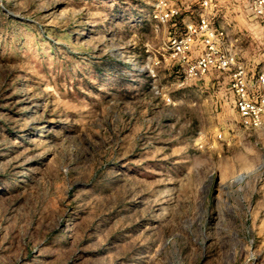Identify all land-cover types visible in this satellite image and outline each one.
<instances>
[{
	"label": "rangeland",
	"instance_id": "rangeland-1",
	"mask_svg": "<svg viewBox=\"0 0 264 264\" xmlns=\"http://www.w3.org/2000/svg\"><path fill=\"white\" fill-rule=\"evenodd\" d=\"M210 2L0 0V264H264V121L170 49L207 12L264 70L258 22Z\"/></svg>",
	"mask_w": 264,
	"mask_h": 264
},
{
	"label": "built area",
	"instance_id": "built-area-1",
	"mask_svg": "<svg viewBox=\"0 0 264 264\" xmlns=\"http://www.w3.org/2000/svg\"><path fill=\"white\" fill-rule=\"evenodd\" d=\"M247 1L258 26L264 30V0ZM202 4L204 11L212 8L210 0H202ZM174 12L176 10H171L170 14ZM185 28L181 35L170 39V49L178 59L186 62V71L189 74H204L211 68L232 70L230 88L234 91L235 103L244 123L251 126L264 121V95L258 100L250 95V88L254 86L264 92V70L259 71L255 78L247 76V67L236 60L225 29L215 27L207 12L200 13L197 22L186 23ZM197 39H200L203 48L198 58L190 62V52Z\"/></svg>",
	"mask_w": 264,
	"mask_h": 264
},
{
	"label": "bare ground",
	"instance_id": "bare-ground-1",
	"mask_svg": "<svg viewBox=\"0 0 264 264\" xmlns=\"http://www.w3.org/2000/svg\"><path fill=\"white\" fill-rule=\"evenodd\" d=\"M17 91L19 92V89H16V92ZM260 163H262V162H260ZM256 169H257V166H255V164L245 165L241 168V170L239 172L235 173L232 177H230V178L221 177L220 184L223 185V187H225L226 185L230 184L231 182L240 180L246 174H250L251 172L256 171Z\"/></svg>",
	"mask_w": 264,
	"mask_h": 264
},
{
	"label": "crops",
	"instance_id": "crops-1",
	"mask_svg": "<svg viewBox=\"0 0 264 264\" xmlns=\"http://www.w3.org/2000/svg\"><path fill=\"white\" fill-rule=\"evenodd\" d=\"M236 2L239 3L240 5H243V6H244V11H245L244 14H245V15H247L246 12H247V13L249 12V14H250V16H251V17H249V18H251V20H253V21H256L255 17L252 15V12H251V10H250V8H249L248 1H247V0H236ZM240 13H241V18H242V11H240ZM214 15H216V12H215ZM229 21H230V20H229ZM256 22H257V21H256ZM253 24H254V23H253ZM250 25H251V23H250ZM218 26H220V27H222V28L225 29L226 34H227V36H228V39L230 40V42H231L232 45L235 44V43L237 42V40H238V38H239V35H238V34H232L231 31H230V30L228 29V27H226V26H222V25H218ZM257 30L259 31V30H261V29L258 27Z\"/></svg>",
	"mask_w": 264,
	"mask_h": 264
}]
</instances>
